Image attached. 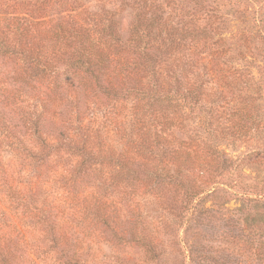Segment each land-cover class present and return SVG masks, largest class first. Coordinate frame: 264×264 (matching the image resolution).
<instances>
[{
    "label": "trees",
    "instance_id": "16d2710c",
    "mask_svg": "<svg viewBox=\"0 0 264 264\" xmlns=\"http://www.w3.org/2000/svg\"><path fill=\"white\" fill-rule=\"evenodd\" d=\"M247 1L0 0V264L156 258L171 225L218 210L225 110L234 137H259L226 94L261 55L264 3Z\"/></svg>",
    "mask_w": 264,
    "mask_h": 264
},
{
    "label": "rangeland",
    "instance_id": "374dc122",
    "mask_svg": "<svg viewBox=\"0 0 264 264\" xmlns=\"http://www.w3.org/2000/svg\"><path fill=\"white\" fill-rule=\"evenodd\" d=\"M87 3L90 4L91 1ZM262 3H264L262 0H250L245 2V5L257 10V5ZM262 14L264 15V10ZM226 16L231 20L232 25H237L235 15L227 13ZM251 16L253 14L246 17L249 22H252ZM262 39L261 55L256 56L250 64L254 83L244 80L237 86L238 95V91L234 88L232 94L226 93L231 98H240L248 103L246 112L249 117L246 115V118L250 120L249 122L254 119L252 128L258 124L259 137L256 139L253 131L251 132L253 139L242 141L234 137L232 132L234 130L229 129L233 123L229 122L234 120L235 123L236 119L225 110L224 116L229 117V121L225 123L224 118L220 119L221 123H225L221 125L225 129H217L218 137L214 140L218 148L231 159L225 170L223 190L217 192L218 198L222 196L219 199L221 206L207 218L200 220L193 228L184 229L183 225L174 224L166 234L162 232L161 238L166 239L161 249L157 245L159 254L156 258L143 254L136 248L124 246L125 252L129 250L132 256L125 258L129 259V264H264V204L257 201L241 202L238 195L232 193L233 190H240L237 185L248 190L264 188V156L246 157L249 151L264 146V36ZM103 100L105 104L100 105V110L103 111L104 108L109 110L108 100L105 98ZM223 132L226 134L224 135ZM210 203L211 201L208 200L206 205ZM237 207H240V211L233 210ZM226 209L232 210L227 212ZM160 213L162 216L157 217ZM149 214L156 215L157 219L166 218L165 212L159 209L156 212L149 211ZM230 217L237 220L234 222ZM169 232L171 235H168ZM100 246L104 253H109L105 245ZM52 262H54L53 258L48 260V263Z\"/></svg>",
    "mask_w": 264,
    "mask_h": 264
}]
</instances>
